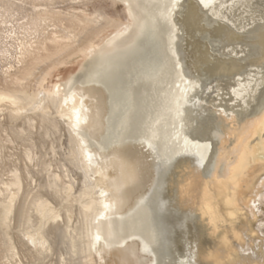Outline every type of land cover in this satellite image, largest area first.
Returning <instances> with one entry per match:
<instances>
[{
	"label": "bare ground",
	"instance_id": "bare-ground-1",
	"mask_svg": "<svg viewBox=\"0 0 264 264\" xmlns=\"http://www.w3.org/2000/svg\"><path fill=\"white\" fill-rule=\"evenodd\" d=\"M124 1L134 23L91 53L69 83L81 95L66 98L70 127L111 165L84 175L107 203L101 257L264 264V0ZM90 22L101 21L66 31L81 35ZM29 100L0 93V112ZM51 109L47 121L59 111ZM156 111L157 125L136 137ZM34 145L0 121V225L9 241L21 192L16 150ZM38 238L47 244L44 231Z\"/></svg>",
	"mask_w": 264,
	"mask_h": 264
},
{
	"label": "rangeland",
	"instance_id": "rangeland-1",
	"mask_svg": "<svg viewBox=\"0 0 264 264\" xmlns=\"http://www.w3.org/2000/svg\"><path fill=\"white\" fill-rule=\"evenodd\" d=\"M131 15L124 0H0V93L30 98L23 109L0 112V121L21 127L35 144L16 150L21 192L11 212L13 240L0 225V264H106L100 249L105 246L107 203L84 175L89 171L97 178L111 165L96 160L90 141L70 127L76 117L65 113L66 98L81 95L79 89H69L70 81L85 69L91 53L134 23ZM93 19L101 22H90L81 35L66 31L82 25L79 20ZM30 68L32 73L24 76ZM170 102L172 109L175 103ZM51 104L59 111L47 121L43 115H49ZM157 116V111L148 115V128L142 122L136 137ZM42 231L47 244L38 238Z\"/></svg>",
	"mask_w": 264,
	"mask_h": 264
}]
</instances>
